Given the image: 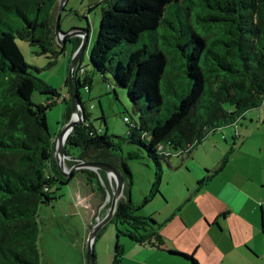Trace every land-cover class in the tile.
Returning a JSON list of instances; mask_svg holds the SVG:
<instances>
[{
    "label": "trees",
    "instance_id": "trees-1",
    "mask_svg": "<svg viewBox=\"0 0 264 264\" xmlns=\"http://www.w3.org/2000/svg\"><path fill=\"white\" fill-rule=\"evenodd\" d=\"M59 1L0 0V264H39L38 209L56 200L58 190L78 172L67 177L61 171L47 122V111L61 99L67 103L64 124L69 122L71 100L32 71L17 42L22 39L38 45L50 60L48 66L56 64L66 49L56 41ZM173 3L178 7L186 3L185 11H178V23L175 16L166 14ZM99 4L100 27L90 52L93 73L101 74L116 96L107 73L128 90L139 121L125 115L127 137L108 135L93 125L82 101L85 121L73 128L64 149L68 168L79 161L103 162L124 174L126 184L111 220L118 232L112 264H122L125 246L121 236L161 247L164 223L140 215L141 205L130 196L132 173L126 159H138L140 153L132 151L124 157L116 150H121L122 140H128L154 160L156 175L147 202L160 193L164 161L174 153H190L211 133L237 125L248 111L264 105V0H100ZM193 4L199 7L195 13ZM163 24L171 28L166 37L185 59L190 87L161 120L162 82L168 65L165 52L146 44L124 59L116 48L136 43L143 33L157 31ZM81 42L78 38L74 43L72 55ZM74 79L80 94L81 87L93 88V74L84 65L75 67ZM35 91L45 94L46 101H35ZM232 152L214 173L224 169ZM79 171L106 198L111 191L107 173L88 168ZM169 251L199 264L193 255Z\"/></svg>",
    "mask_w": 264,
    "mask_h": 264
},
{
    "label": "rangeland",
    "instance_id": "rangeland-1",
    "mask_svg": "<svg viewBox=\"0 0 264 264\" xmlns=\"http://www.w3.org/2000/svg\"><path fill=\"white\" fill-rule=\"evenodd\" d=\"M99 1L67 0L65 10L61 13V29L64 33L73 34L66 43L65 51L59 55L56 64L53 66H48L50 60L47 54L40 53L41 48L38 45H32L30 42L22 39H17V42L27 62L32 66V71L47 84L57 88L62 95H65L69 99L70 90L67 80L70 75L74 43L78 38H81L83 44L85 40L81 32L82 30H89L87 44L82 50V45L79 47L81 50L80 55L82 54L83 58L80 61L79 55L76 67L79 68V66L84 65L88 73L93 74L94 84L91 90L81 87L82 101H84L86 109L90 113V121L97 129L111 136L127 137L129 126L124 120V116L127 115L139 121V114L133 111L128 90L118 86L112 75L107 73V79L115 85L116 96L113 89H108L103 76L93 73L94 65L90 59L91 48L96 41L101 21L102 5H97ZM185 5L186 3H183L181 7H178V3L170 4L167 7L166 14L168 16H175V22L178 23V11L183 13L185 10L182 7ZM193 7L192 11L195 13L199 7L196 4H193ZM178 8L180 9L178 10ZM170 33H172L171 28L167 24H163L157 31L153 30L143 33L136 43H123L116 48L124 59L129 53L141 49L146 44L151 48L159 47L165 52L168 58V65L167 73L162 82L164 103L158 116L161 120L169 116L175 105L179 103L181 97L189 91L190 87L186 66L183 64V60L185 59L179 55L178 48L171 44L166 37ZM168 78L171 80H168ZM170 81L173 83L170 84ZM34 100L45 102L46 95L35 91ZM66 108L67 103L61 99L47 111V122L54 140L65 126L64 113ZM261 108L264 112V105ZM248 117L251 120L249 112ZM247 122L246 124H249L250 130L253 123ZM259 126L251 134L250 132L248 133L249 138L245 141V144L235 148L233 154L229 155L230 160L227 163V167L221 172L223 178L230 179L249 190L246 193V200H241L242 202L240 203L238 199H234L236 208L239 210L244 208L245 213L255 209L254 205L258 204L261 199L264 201V124L261 123ZM239 127L244 131L243 135L246 136L248 130L242 126ZM236 130L234 126L225 127L222 132H218L215 136L210 137L206 141V147L210 151L208 150L206 155L199 154L200 152L197 151L195 162L186 161L177 172L168 171L166 168L167 161L178 162L179 159L178 163H181V161L188 159L189 153H174L168 160L162 163L164 172L161 175L160 189L165 197L162 198L160 191L158 195H155L156 201L151 200L146 206V209L148 208L149 210L155 208L157 221H165L173 213L174 206L178 205L179 207L180 203L184 201L188 189L185 180H189L191 182L190 185H193L194 182H198L196 174L202 172V168L206 169L203 166L204 164L212 166L223 159L222 155L224 157L231 149L226 152L227 149L224 145L225 136L223 134L228 135L231 143L232 139L230 138L232 134L233 136H237L239 140L240 133ZM115 139L117 141L120 140L118 137ZM121 145V150L117 149L116 152L124 157H127L128 153L132 151L140 153V158H127L126 162L132 173L131 198L134 203L143 202L145 201V197L149 195L153 187L151 185L155 181V162L144 149H140L128 140H122ZM72 150L75 151V149ZM201 166L203 167L200 168ZM207 169L209 170V168ZM81 173V171H78L71 183L62 186L58 190V196H60L56 200L47 204H41L38 209L39 264H86L87 241L85 239V218L87 215L89 216L91 210L81 203L78 204V200H76V181L82 176ZM189 174L192 176L188 177ZM214 183L217 184V188H221L218 180ZM214 189L216 191V187ZM193 210H195L194 205H191L186 208L185 214L194 215ZM255 210L257 211V219L259 221V209ZM103 227V243L98 245L96 249L100 264L106 263V259L110 253L109 250L113 251L115 249L118 239L116 222H107ZM108 238L109 241H107ZM123 238L125 237H120L121 240ZM221 246L225 248V243H221ZM180 252L186 253L184 251ZM262 262L264 263V259Z\"/></svg>",
    "mask_w": 264,
    "mask_h": 264
},
{
    "label": "crops",
    "instance_id": "crops-1",
    "mask_svg": "<svg viewBox=\"0 0 264 264\" xmlns=\"http://www.w3.org/2000/svg\"><path fill=\"white\" fill-rule=\"evenodd\" d=\"M261 107L248 111L251 120H249L247 112L239 123L234 126L240 133L239 140L237 136H233L232 134L230 138L232 142L230 143L228 135L223 134L225 136L224 145L227 149L226 152L230 148L234 152L235 148L245 144V141L249 138L248 133L250 132L251 134L254 130L258 129L261 123L264 124V112ZM246 120L253 123L250 130L249 124H246L248 123ZM244 121L246 122L244 123ZM239 126L248 130L246 136L243 135L244 131ZM222 131L223 128L208 135L204 140L205 142L203 141L192 149L187 156V160H183L181 163H178L180 161L179 159L178 162L167 161L166 168L168 171L177 172L188 160L191 163L195 162L197 151L200 152L199 154L206 155L207 151H210L206 147V141ZM224 157L222 155V158ZM222 160L212 166L204 164L203 166L206 169L201 166L202 172L196 174L198 176V182H194L193 185H190L191 182L189 180H185L188 189L184 201L180 203L179 207L178 205L174 206L173 213L165 221H158L159 223H164L161 229L164 245L157 247L137 243L128 238L120 239V242L125 246L122 264H194L189 258L172 253L169 250H180L186 252V254L189 253V255L194 256L199 264H260L262 262L264 259V201L261 199L258 204L254 205L255 209H259V221L255 209L245 213L244 208L240 210L236 208L234 199H238L241 203V200H246V193L249 190L230 179L223 178L221 175L222 170L219 173H214L220 166ZM226 167L227 164L224 169ZM81 175L80 179L76 181L77 187H75V190L77 192L76 200H78V204L81 203L91 210L89 216L87 215L85 218V239L87 241L94 225L110 210L112 188L115 186V181L111 180L107 174L109 189L111 191L109 192L108 190L107 196L104 198L102 192L99 190L96 191L94 185L87 183L84 174L81 173ZM191 176L189 174L188 177ZM208 176L210 178L200 184V181ZM217 180L221 188H217V184L214 183ZM214 187H216V191ZM160 191L162 198L165 197L161 189ZM155 195L149 201L153 200L155 202ZM149 201L136 203L141 205V211L139 213L140 215L152 216L156 219L155 208L152 210L146 209ZM191 205H194L195 208L193 210L194 215L189 213L185 214L186 208ZM103 230L104 227L98 232L94 241L96 264H100L96 249L98 245L103 243ZM107 241H109V238ZM221 243H225V248L221 246ZM109 252L105 264H112L115 249L113 251L110 249ZM85 263L87 264V261ZM261 264L264 263L262 262Z\"/></svg>",
    "mask_w": 264,
    "mask_h": 264
},
{
    "label": "water",
    "instance_id": "water-1",
    "mask_svg": "<svg viewBox=\"0 0 264 264\" xmlns=\"http://www.w3.org/2000/svg\"><path fill=\"white\" fill-rule=\"evenodd\" d=\"M66 2L67 0L59 1L60 7H59V12H58L57 21H56V40H57V43L63 47L66 46L68 39H70L69 37L73 34V33H64L61 29V13L65 9ZM81 33L84 36V40H85L83 44L82 42L80 44V46L82 45V48H81L82 50L84 46L86 45V43L88 42L89 31L82 30ZM79 47L77 48V50L75 51L72 57L71 64H70V75H69L70 100L72 104L73 114H72L70 121L65 124V126L61 129V131L57 135L55 139L54 152H55V156H56V159L58 161L61 171L67 177L73 176V174L78 169L88 168V169H92L95 171L103 170L108 174L111 180L115 181V186L112 188V200H111L110 210L99 222H97L94 225L87 239V256H86L87 264H96L95 263V252H94V241L97 237L98 232L101 230V228L107 222H109L114 216V213L116 211L117 202L123 194V190L126 184V179L121 170H119L117 167L109 163L79 161L70 168H68L66 165V160L69 158L64 149L67 137L76 125L81 124L82 122L85 121V118H84L85 108L82 105L81 94L79 93V89L76 87L75 79H74V69L78 62L77 59L81 53V50L79 49Z\"/></svg>",
    "mask_w": 264,
    "mask_h": 264
},
{
    "label": "bare ground",
    "instance_id": "bare-ground-1",
    "mask_svg": "<svg viewBox=\"0 0 264 264\" xmlns=\"http://www.w3.org/2000/svg\"><path fill=\"white\" fill-rule=\"evenodd\" d=\"M87 44V43H86ZM72 159V158H71ZM68 161V160H67ZM113 183V182H112ZM110 192V191H109ZM109 199V198H108ZM103 207V206H102Z\"/></svg>",
    "mask_w": 264,
    "mask_h": 264
},
{
    "label": "flooded vegetation",
    "instance_id": "flooded-vegetation-1",
    "mask_svg": "<svg viewBox=\"0 0 264 264\" xmlns=\"http://www.w3.org/2000/svg\"><path fill=\"white\" fill-rule=\"evenodd\" d=\"M66 47V46H65Z\"/></svg>",
    "mask_w": 264,
    "mask_h": 264
}]
</instances>
